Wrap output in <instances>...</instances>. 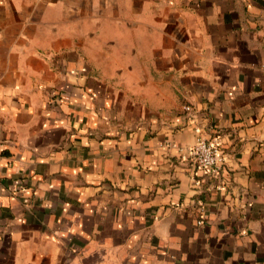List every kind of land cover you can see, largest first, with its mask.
I'll use <instances>...</instances> for the list:
<instances>
[{
    "label": "crops",
    "instance_id": "1",
    "mask_svg": "<svg viewBox=\"0 0 264 264\" xmlns=\"http://www.w3.org/2000/svg\"><path fill=\"white\" fill-rule=\"evenodd\" d=\"M0 264H264V0H0Z\"/></svg>",
    "mask_w": 264,
    "mask_h": 264
},
{
    "label": "built area",
    "instance_id": "2",
    "mask_svg": "<svg viewBox=\"0 0 264 264\" xmlns=\"http://www.w3.org/2000/svg\"><path fill=\"white\" fill-rule=\"evenodd\" d=\"M187 156L200 171L210 174L213 178L220 175L224 154L218 143L198 135L194 144L187 149Z\"/></svg>",
    "mask_w": 264,
    "mask_h": 264
}]
</instances>
